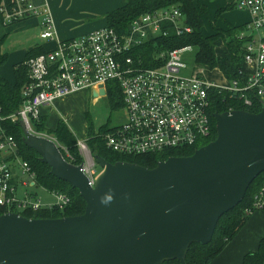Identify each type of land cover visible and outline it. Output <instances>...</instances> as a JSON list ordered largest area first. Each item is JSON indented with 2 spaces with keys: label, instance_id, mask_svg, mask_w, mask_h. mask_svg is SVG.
Returning <instances> with one entry per match:
<instances>
[{
  "label": "built area",
  "instance_id": "built-area-1",
  "mask_svg": "<svg viewBox=\"0 0 264 264\" xmlns=\"http://www.w3.org/2000/svg\"><path fill=\"white\" fill-rule=\"evenodd\" d=\"M235 7L250 14L249 23L237 34L239 39L246 40L242 47L243 68L238 69V78L216 84L197 69L186 70L181 54L189 45L160 52L148 61L134 55L154 37L191 32L175 6L140 15L124 32L104 25L77 37L59 39L45 0H9V4L0 0L4 27L42 15L38 36L51 43L44 52L24 61L27 81L21 89L20 106L13 113L0 114V207L22 215L25 209L63 208L69 201L65 193L53 190H48L55 200L52 204H42L31 194L25 193L23 198L15 195L16 172L28 175L31 185L36 184L35 174L19 158L15 138L1 125L5 120L23 121L27 131L47 137L59 146L55 138L35 129L41 108L82 89H93L101 96L100 88L105 94L109 83L116 85L121 94L125 119L104 135L105 146L115 154L135 156L187 147L208 136L212 132V90L226 93L245 107L263 100L264 39L253 38L246 31L264 26V0H236ZM76 146L83 159L81 171L92 186L99 170L85 139H76ZM59 147L67 154L64 147ZM261 209L264 183L243 212L248 215Z\"/></svg>",
  "mask_w": 264,
  "mask_h": 264
},
{
  "label": "water",
  "instance_id": "water-1",
  "mask_svg": "<svg viewBox=\"0 0 264 264\" xmlns=\"http://www.w3.org/2000/svg\"><path fill=\"white\" fill-rule=\"evenodd\" d=\"M212 117L213 140L153 168L92 156L100 167L92 186L81 163L68 162L53 140L19 121L23 144L76 188L85 206L58 218L2 213L0 264H184L190 244L208 243L219 217L264 171V103L258 112L232 109Z\"/></svg>",
  "mask_w": 264,
  "mask_h": 264
},
{
  "label": "trees",
  "instance_id": "trees-1",
  "mask_svg": "<svg viewBox=\"0 0 264 264\" xmlns=\"http://www.w3.org/2000/svg\"><path fill=\"white\" fill-rule=\"evenodd\" d=\"M9 4V0H6ZM175 6L183 14L185 23L191 27V32L183 35H175L169 32L168 35L154 37L146 44L141 46L134 55H139L142 59L148 61L153 55L167 51L176 47L189 45L195 47L194 61L197 64L207 66L209 69L219 68L226 80L238 78V69L243 68L242 47L246 40L234 38L236 31L244 30L245 26L229 27L226 30H217L212 34L205 35L202 31V13L203 6L198 0H126L123 5L118 6L105 14V22L107 26H111L119 32L126 31L130 22L140 15L157 10L164 7ZM40 16V23L42 15ZM35 17V16H32ZM31 18V17H28ZM27 19V18H25ZM24 20V19H23ZM20 22V21H18ZM17 23V22H15ZM0 26L2 25V14L0 11ZM6 33L0 29V65L6 59L7 54L1 51V45ZM222 39L225 54L217 55L214 49V42ZM45 51L42 45H36L28 50L24 58L13 66L14 79L12 82L4 79L0 75V114L7 115L17 110L22 102L21 89L27 81V67L24 63L29 57L35 56ZM153 63H149L152 65ZM107 95L111 110L122 108L121 94L118 88L107 84ZM213 93V94H212ZM213 100L211 104V114L214 112H223L227 109H245L252 112H258L261 109L263 100H257L255 106L245 107L238 100L229 98L226 93L218 90L210 91ZM45 118L41 115L35 124L37 131L44 130L52 134L58 143L62 145L68 155L60 149L63 157L70 163L77 165L83 162L79 155L76 138L67 126L58 120L53 128H48L44 123ZM212 132L205 138L197 141L193 145L173 148L168 151L146 154V155H120L108 150L104 143V135L109 132L111 127L107 125L99 126L94 131L90 124L87 125L86 145L92 156L99 155L109 162L117 160L137 163L147 168H153L158 161L165 160L170 156H187L192 152L211 141L215 137V121L211 117ZM9 134L13 135L17 142L18 156L26 161L31 170L35 174V183L45 187L47 190L65 193L68 198V204L63 208L51 206L50 208H39L37 210L25 209L21 214L28 218H58L63 216L77 215L83 212L85 202L79 195L76 188L69 183L60 180L49 172V167L38 160V155L32 149L26 147L22 142V132L17 122L5 120L2 124ZM95 163V162H94ZM96 165V163H95ZM97 166V165H96ZM264 183V171L259 173L249 184L243 199L232 209L223 213L215 226L210 241L206 244L191 243L185 255L184 264H209L225 247V245L233 239L236 233L244 225L248 219V215L243 212L246 206H249L253 200V196L259 187ZM8 209L0 207V215ZM10 210H13L10 209ZM162 264H181L179 260L174 259L165 261ZM241 264H264V234L259 238L257 246L254 250L244 253Z\"/></svg>",
  "mask_w": 264,
  "mask_h": 264
},
{
  "label": "crops",
  "instance_id": "crops-1",
  "mask_svg": "<svg viewBox=\"0 0 264 264\" xmlns=\"http://www.w3.org/2000/svg\"><path fill=\"white\" fill-rule=\"evenodd\" d=\"M45 1L50 11L57 37L59 39H66V38H71V37H77L88 31L104 26L106 24L105 14L108 11L118 6L123 5L126 0H45ZM198 1L204 8L201 18L203 22L202 31L204 32L205 35L212 34L213 32L217 30H226L229 27H238V26H243V25L246 26L250 21V14L245 9H242L244 10L243 12L227 11V12H224L223 14L224 16L221 13H219L220 11L226 8H234L236 0H198ZM85 10L94 12L95 14H97V16H101V17L97 18L94 22L83 23V24L82 23L72 24L71 19L68 17V15L70 13H73L76 15L77 19H79L86 15L78 14V12L85 11ZM213 10H214L215 17L213 18V20L212 19L210 20V17H211L210 14L213 12ZM219 18L223 21L224 23L223 26L219 23L218 21ZM207 20H209V23L212 28V31L210 32H205L204 30L205 21ZM5 28L7 29V31L13 28L32 29L38 33V31H40V16H35V17L21 20L20 22L14 23ZM237 34H238V31H236L233 34L234 38L239 39L237 37ZM250 35L253 38L261 37L264 39V26L256 30V35H252L251 33ZM36 36H35V42L29 45L28 48H26L23 51L16 52L11 57V58L14 57V63L12 65L11 76L8 75L7 73L5 74L2 73L1 66H0V75L4 79L10 82L13 81L14 79L13 66L24 58L28 50H30L36 45H42L44 48L51 47V43H45L42 40L41 42L36 41ZM217 55H220V54H217ZM204 68L210 70L207 66H204ZM219 71L218 73L224 78L221 71L220 72ZM223 80H226V79L224 78ZM85 90L87 89H82L66 97L57 99L50 105L42 107L40 111H41V115L45 118L44 120L45 126L48 128H53L58 122V120H62V122L68 128V102L71 100H78L80 98H82L81 102H83L85 96H87L85 94ZM88 90H90L92 93L93 89H88ZM106 94L107 92L101 96H105ZM95 97H100V96H97V94L93 95V99ZM73 117H74V114H73ZM85 130L86 131L83 136V139H85L86 141L87 125H86ZM40 132H44L47 135L55 138L52 134H49L45 132L44 130ZM58 145L62 146L59 143ZM263 234H264V209L254 210L250 214H248L247 221L240 228V230L236 233L233 239L230 240L225 245L224 249L209 264H241V259L244 253L247 251L254 250L257 246L259 238Z\"/></svg>",
  "mask_w": 264,
  "mask_h": 264
},
{
  "label": "rangeland",
  "instance_id": "rangeland-1",
  "mask_svg": "<svg viewBox=\"0 0 264 264\" xmlns=\"http://www.w3.org/2000/svg\"><path fill=\"white\" fill-rule=\"evenodd\" d=\"M227 11H236V12H243L244 10H239L238 8H226L219 13L222 15L224 12ZM247 13V12H246ZM78 14H85L86 16L77 19L76 15L73 13H70L68 17L71 19L72 24H78V23H89L94 22L97 18H100L101 16H97L94 12H91L89 10L85 11H79ZM210 20L215 17L214 16V10L210 14ZM224 16V15H223ZM219 23L223 26V21L219 18ZM0 29L2 32H5V38L1 45V51L5 52L7 54L6 61L0 65L2 73H7L11 76L12 73V65L14 63V57L13 54L19 51H23L26 48H28L29 45H31L33 42H35V36L36 41H40L38 33L35 30L32 29H17L13 28L7 31L5 27L0 26ZM205 32L212 31L211 25L209 23V20L205 21ZM92 31V30H91ZM246 31V30H245ZM89 32V31H88ZM246 32L251 33L252 35H256V30H247ZM204 33V32H203ZM32 41V42H31ZM31 42V43H30ZM214 48L215 52L220 55L225 54V47L223 45V42L221 39H217L214 42ZM195 47H190L188 50L184 51L181 56L182 59L187 67L188 70H199L203 76L216 84H221L225 80L224 78L218 73V69L213 68L212 70H208L204 68V66L195 63L194 61V55H195ZM215 69V70H214ZM218 70V71H217ZM220 72V71H219ZM116 86V85H115ZM117 87V86H116ZM85 96L83 102L82 98L78 100H71L68 102V128L71 130L73 135L77 139H83V136L85 134L86 125L90 124V127L96 131L99 126L107 125L108 127H113L121 124L125 119V113L122 108L117 110H111L109 105V95L95 97L93 99V95L90 90H85ZM74 114V117H73ZM88 123V124H87ZM20 158V156H19ZM94 161V160H93ZM97 170H100L99 166H96ZM17 177V185L15 188V195L19 198H23L24 194H31L34 195L36 198L40 199L42 204H52L54 203V197L48 192V190L39 185H31L32 182L29 179L28 175L22 174L19 171L16 172ZM24 183V184H22Z\"/></svg>",
  "mask_w": 264,
  "mask_h": 264
}]
</instances>
